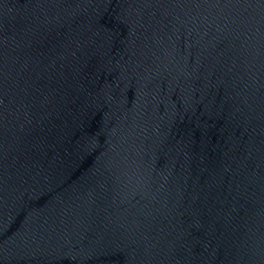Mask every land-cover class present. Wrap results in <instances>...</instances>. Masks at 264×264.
<instances>
[{"label": "water", "instance_id": "95a60500", "mask_svg": "<svg viewBox=\"0 0 264 264\" xmlns=\"http://www.w3.org/2000/svg\"><path fill=\"white\" fill-rule=\"evenodd\" d=\"M0 264H264V0H0Z\"/></svg>", "mask_w": 264, "mask_h": 264}]
</instances>
